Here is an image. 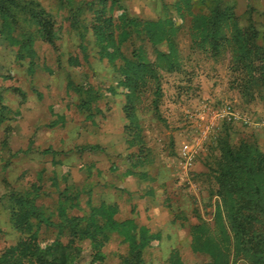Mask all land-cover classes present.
Segmentation results:
<instances>
[{
	"label": "rangeland",
	"instance_id": "rangeland-1",
	"mask_svg": "<svg viewBox=\"0 0 264 264\" xmlns=\"http://www.w3.org/2000/svg\"><path fill=\"white\" fill-rule=\"evenodd\" d=\"M17 2L0 13V260L264 264V0ZM227 142L261 186L243 229L213 191Z\"/></svg>",
	"mask_w": 264,
	"mask_h": 264
},
{
	"label": "trees",
	"instance_id": "trees-1",
	"mask_svg": "<svg viewBox=\"0 0 264 264\" xmlns=\"http://www.w3.org/2000/svg\"><path fill=\"white\" fill-rule=\"evenodd\" d=\"M18 6L19 4L17 0H0V13L5 16H8L9 19H16L15 18L16 16L15 7H18ZM32 15L33 17L40 16L38 13H35V12H33ZM45 33L46 32H43L42 36H45L46 35ZM47 34H49V32H47ZM0 68H1V65H0ZM0 73H1V69H0ZM259 78H260L259 85L263 87V91H264L263 78L261 75L259 76ZM246 93L247 94L245 95L251 94V92L249 93L246 92ZM1 116L2 115L0 113V121H1ZM224 139L225 137L220 138V140H224ZM244 145L245 146H243V149L247 155H248V152L251 153L252 151H254V149H257V147L254 148V145H251L248 143ZM225 146L223 145V143L221 144L222 148L220 147L221 150H220L219 156L216 158V169L212 170V173H211L212 178L215 179L214 183L216 185L215 186L216 190H213V191H215L214 193L222 197L223 201L225 202L224 205H225L226 211L230 209L234 210L231 213L232 215L230 216V219L228 220L229 222L228 226H230V229L235 230V227L243 229L238 224L244 218V214L241 213L240 210H243L249 203H254V201L251 198H246L245 189L248 188V183H250L251 185H256V188H260L261 186H260L259 181L257 180V172H255L254 169L246 168L245 165L237 162L238 156H236V154L242 155L244 153H241L239 149L235 150L234 145L231 144L230 142H227ZM98 148L101 150H104L103 147L91 145V146L81 147V151L95 152ZM263 171H264V168H263ZM251 182H255V183L252 184ZM24 201L25 203H22L23 206H25V204H28V203H30L33 206V202H31L30 197H26ZM22 209L25 210L23 212L24 218L28 219L29 216H28L26 206L23 207ZM81 220L82 218H80L79 216L72 217L71 221H67L68 223L66 222V227L68 229H71L70 227H72V225L70 223H72L73 221V224L75 225V232L80 233L79 235L83 238V240L86 239V237L91 238V239L94 238L93 230L89 228L92 222H89V225H86L85 220H82V221ZM201 220L203 221V219ZM28 224L29 225L31 224L30 219L28 221ZM114 224H115L114 222L109 224L108 229L110 230L111 228H113ZM199 224H201V222ZM220 224H221V230L227 229L228 226H224L225 224H227V222L226 223L221 222ZM205 230L206 228L197 225L195 229L192 231V233L194 234V236H196V238H199V234L205 237L202 233ZM128 231L131 233L130 227H128ZM23 241L24 240L20 241L21 243L19 246L27 247L28 246L27 242H23ZM55 247H58V246H55ZM55 247L53 250L57 249ZM199 247L200 246H193V249H195L196 251L197 250L201 251ZM138 254H139L138 251H135L133 248H131L130 255H127V257L124 259L123 264H139ZM0 264H15V263L9 258V259L0 260ZM52 264H56V262L53 261Z\"/></svg>",
	"mask_w": 264,
	"mask_h": 264
},
{
	"label": "built area",
	"instance_id": "built-area-1",
	"mask_svg": "<svg viewBox=\"0 0 264 264\" xmlns=\"http://www.w3.org/2000/svg\"><path fill=\"white\" fill-rule=\"evenodd\" d=\"M184 154L185 155H188V159L191 161L192 160V156L193 155H190V154H188V151L185 149V151H184Z\"/></svg>",
	"mask_w": 264,
	"mask_h": 264
}]
</instances>
